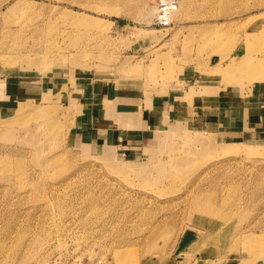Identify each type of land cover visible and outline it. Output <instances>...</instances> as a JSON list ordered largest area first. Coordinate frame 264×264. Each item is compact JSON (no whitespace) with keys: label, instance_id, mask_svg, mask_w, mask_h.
<instances>
[{"label":"rangeland","instance_id":"obj_1","mask_svg":"<svg viewBox=\"0 0 264 264\" xmlns=\"http://www.w3.org/2000/svg\"><path fill=\"white\" fill-rule=\"evenodd\" d=\"M156 3L0 0V264H264V0Z\"/></svg>","mask_w":264,"mask_h":264},{"label":"crops","instance_id":"obj_2","mask_svg":"<svg viewBox=\"0 0 264 264\" xmlns=\"http://www.w3.org/2000/svg\"><path fill=\"white\" fill-rule=\"evenodd\" d=\"M252 94L254 96L249 101L250 111L246 122L249 128L248 136L256 138L258 135L264 136V81L254 86Z\"/></svg>","mask_w":264,"mask_h":264},{"label":"bare ground","instance_id":"obj_3","mask_svg":"<svg viewBox=\"0 0 264 264\" xmlns=\"http://www.w3.org/2000/svg\"><path fill=\"white\" fill-rule=\"evenodd\" d=\"M153 9L156 10L155 12H157V14H159L158 10H160V9H158L157 5H154ZM177 9H178V0H174V2H171L169 7L165 8L164 10L161 11L160 16H163L164 20H166V22H168L170 20L171 16H172L173 12L176 11ZM108 10H111V8H109ZM55 199H56V203L57 202L58 203L61 202V201H58L59 200L58 198H55ZM60 205H61V203H60ZM58 207H60V206H58Z\"/></svg>","mask_w":264,"mask_h":264},{"label":"built area","instance_id":"obj_4","mask_svg":"<svg viewBox=\"0 0 264 264\" xmlns=\"http://www.w3.org/2000/svg\"><path fill=\"white\" fill-rule=\"evenodd\" d=\"M171 2H174V0H159V1L157 0L156 5H157L158 9H160V10H158L159 14H157V16L155 18L154 24L156 26H161L162 27V26H165V25H167L169 23V21L166 22V20H164L163 16H160V13H161L162 10H164L167 7H169Z\"/></svg>","mask_w":264,"mask_h":264}]
</instances>
